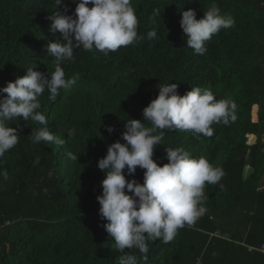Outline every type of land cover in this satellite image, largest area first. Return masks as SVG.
I'll return each instance as SVG.
<instances>
[{
	"label": "trees",
	"instance_id": "16d2710c",
	"mask_svg": "<svg viewBox=\"0 0 264 264\" xmlns=\"http://www.w3.org/2000/svg\"><path fill=\"white\" fill-rule=\"evenodd\" d=\"M144 39L104 56L98 51H74L62 65L66 78L79 79L62 89L57 100L40 98L50 133L62 145L33 144L32 121L9 124L19 143L0 158V264H118V250L103 228L96 197L103 172L97 167L107 146L119 140L129 119L144 122L142 109L158 88L177 83L184 95L193 87L211 91L216 99H231L236 120L212 125V137L191 131L164 130L153 160L166 164L167 148H184L201 156L225 175L206 184L207 213L165 244L149 242L147 264H264V0H131ZM215 3L235 24L206 42L196 54L186 46L179 20L183 10L196 19ZM67 6V12L64 7ZM71 15L75 4L57 6ZM91 7V5H89ZM160 16L152 22L153 12ZM55 0H0V87L23 77L26 68L54 71L45 45L51 33L48 17ZM155 29L157 37L146 33ZM5 95V94H0ZM112 126L110 134L106 126ZM75 129L74 135L67 132ZM77 156V159H73ZM143 169L133 176L143 183ZM51 173V174H50ZM127 193V190H126ZM130 194V193H127ZM139 264L144 260L139 256Z\"/></svg>",
	"mask_w": 264,
	"mask_h": 264
},
{
	"label": "clouds",
	"instance_id": "9594fccd",
	"mask_svg": "<svg viewBox=\"0 0 264 264\" xmlns=\"http://www.w3.org/2000/svg\"><path fill=\"white\" fill-rule=\"evenodd\" d=\"M75 4L71 15L57 7L62 0H55V11L48 17L49 31L60 33L45 45V53L52 58L54 71L42 73L26 68L23 77L0 87V158L19 143V135L9 124L18 118L32 121L40 127L31 129L33 144L62 145L64 140L50 133L48 118L40 110V98L47 91L48 99L56 101L62 89H69L79 76L65 77L62 67L74 59V51H98L104 56L144 39L138 35L139 20L131 0H71ZM91 5V7H89ZM64 12H67V6ZM179 25L186 36V46L203 55L206 42L221 29L234 26L230 15H222L213 3L196 19V11L183 10ZM160 16L155 10L152 22ZM157 37L155 29L146 33L148 40ZM177 83L163 84L158 95L142 109L144 122L127 119L121 139L107 146L106 155L97 162L104 177L100 182L101 194L96 197L98 214L105 220L102 226L112 238L111 247L118 250V264H147L149 242L159 239L162 243L173 241L180 229L193 226L205 215L208 199L206 184L215 185L225 175L221 167H214L207 158L194 157L184 148H167V163L158 166L153 160L154 148L162 144L164 130L191 131L212 137L213 124H228L236 120V105L231 99H216L209 90L193 87L184 95L177 92ZM111 134L114 129L106 126ZM75 129L67 132L71 136ZM73 159H77L74 156ZM137 167L143 169V183L126 180L124 170L133 176ZM51 174V173H50ZM5 178L6 172L0 173ZM130 193L127 194L126 193ZM196 264H201L199 259Z\"/></svg>",
	"mask_w": 264,
	"mask_h": 264
},
{
	"label": "built area",
	"instance_id": "2783aa9c",
	"mask_svg": "<svg viewBox=\"0 0 264 264\" xmlns=\"http://www.w3.org/2000/svg\"><path fill=\"white\" fill-rule=\"evenodd\" d=\"M264 253V244H262L259 248H254Z\"/></svg>",
	"mask_w": 264,
	"mask_h": 264
},
{
	"label": "rangeland",
	"instance_id": "374dc122",
	"mask_svg": "<svg viewBox=\"0 0 264 264\" xmlns=\"http://www.w3.org/2000/svg\"><path fill=\"white\" fill-rule=\"evenodd\" d=\"M263 186H264V183H263Z\"/></svg>",
	"mask_w": 264,
	"mask_h": 264
}]
</instances>
